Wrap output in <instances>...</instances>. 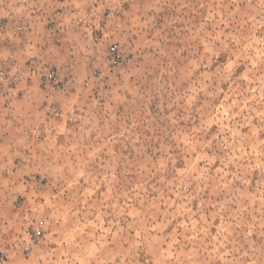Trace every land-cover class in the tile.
Masks as SVG:
<instances>
[{
    "label": "clouds",
    "instance_id": "1",
    "mask_svg": "<svg viewBox=\"0 0 264 264\" xmlns=\"http://www.w3.org/2000/svg\"><path fill=\"white\" fill-rule=\"evenodd\" d=\"M0 264H264V0H0Z\"/></svg>",
    "mask_w": 264,
    "mask_h": 264
}]
</instances>
